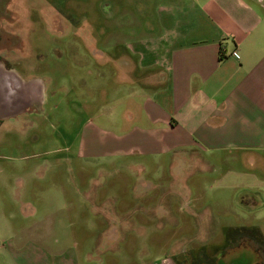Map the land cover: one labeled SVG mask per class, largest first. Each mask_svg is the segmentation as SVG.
I'll return each mask as SVG.
<instances>
[{"label": "rangeland", "instance_id": "obj_1", "mask_svg": "<svg viewBox=\"0 0 264 264\" xmlns=\"http://www.w3.org/2000/svg\"><path fill=\"white\" fill-rule=\"evenodd\" d=\"M137 4L1 0L0 63L43 89L37 111L0 117V241L23 240L39 224L48 240L97 264H188L247 249L264 264V150L199 151L205 165L182 168V190L176 167L78 151L82 134L94 139L88 123L117 128L124 95L138 87L134 71L121 73L134 57L129 35L160 29L155 8Z\"/></svg>", "mask_w": 264, "mask_h": 264}, {"label": "crops", "instance_id": "obj_2", "mask_svg": "<svg viewBox=\"0 0 264 264\" xmlns=\"http://www.w3.org/2000/svg\"><path fill=\"white\" fill-rule=\"evenodd\" d=\"M149 1L138 0L135 6L155 8L153 21L159 33L148 28L141 31L144 34L129 35L133 47L126 46L134 57L132 64L124 61L128 70L121 72L130 78L134 71L138 87L124 95L117 128L110 131L88 123L94 139L82 134L78 151L138 155L152 159L155 167H176L182 190L186 174L182 168L205 165L198 159L199 151L233 155L264 150V0ZM121 21H115L116 27ZM118 35V44L123 43ZM166 155L176 160L162 163ZM28 212L36 213L32 207ZM38 226L28 227L23 240L9 236L0 241V264H97L96 259H78L68 246L48 240ZM239 262L215 260L216 264Z\"/></svg>", "mask_w": 264, "mask_h": 264}, {"label": "flooded vegetation", "instance_id": "obj_3", "mask_svg": "<svg viewBox=\"0 0 264 264\" xmlns=\"http://www.w3.org/2000/svg\"><path fill=\"white\" fill-rule=\"evenodd\" d=\"M1 6L0 0V7ZM0 12L2 13L3 11ZM39 107V91H37V88H35L34 85H18L13 78H10V76L6 74V71L2 70L0 72V117L14 116L28 109L37 111ZM248 250L249 249L246 251L244 250V254L243 252H238L235 259H239V264H259L256 262L257 259H254L256 256H254L250 250L248 252ZM224 251L225 250L221 249L220 253H223ZM204 257H202V259H207V261H204L202 264H216L215 260L218 259V257H215V259H208L209 257L206 255ZM250 257L251 259H249ZM188 264L194 263L192 261Z\"/></svg>", "mask_w": 264, "mask_h": 264}, {"label": "water", "instance_id": "obj_4", "mask_svg": "<svg viewBox=\"0 0 264 264\" xmlns=\"http://www.w3.org/2000/svg\"><path fill=\"white\" fill-rule=\"evenodd\" d=\"M2 70L3 71H6V74H8L10 76V78H13V80H15L16 81V84H18V85H21V84L22 85H27V86L36 85L37 86V91H39V103H41V100H42L43 82H42V80L40 78L32 77V78L22 79L20 76H18L15 73L14 69L5 68L0 63V72ZM236 255H238V253ZM236 255L235 256H232L230 259H235L236 258Z\"/></svg>", "mask_w": 264, "mask_h": 264}]
</instances>
